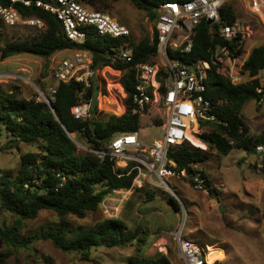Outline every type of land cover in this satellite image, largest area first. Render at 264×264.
I'll use <instances>...</instances> for the list:
<instances>
[{
    "label": "trees",
    "instance_id": "obj_1",
    "mask_svg": "<svg viewBox=\"0 0 264 264\" xmlns=\"http://www.w3.org/2000/svg\"><path fill=\"white\" fill-rule=\"evenodd\" d=\"M81 1L96 10L105 12L104 9L108 8L99 0ZM162 1L166 0H131L151 20L155 19L156 7ZM0 4L7 6L9 0H0ZM17 8L23 17L40 18L44 28L22 40L5 41L0 23L1 61L19 54H33L49 59L60 50H85L92 56L94 69L109 66L122 72L126 109L123 113L110 115L106 119L98 118L95 114H99V111L94 93L99 83L95 78L92 87L85 88L82 94L81 82H60L54 99L49 104L40 97L39 91L31 97H24L21 96L18 84L0 82V138L7 140L12 148H19L23 143L34 146L37 151H25L20 155L16 173L0 171V211L14 217L11 225H7L4 220L0 222V243L18 248L27 247V244L37 240L50 241L64 253H78L86 260L90 259L91 251L100 246L126 248L131 244L134 252L129 255L127 264H172L164 253L148 254V233L141 227L130 231L125 221L118 216L100 218L89 226H72L68 221L69 216L84 218L87 212L98 211L105 197L112 191L131 187L136 170L130 165L116 166L108 155L100 159L90 150H106L113 135L139 129L140 112L132 103L136 83L134 64L154 62L155 32L151 38L144 35L138 41L130 36L129 41L133 46L132 62L114 61L110 48L118 40L98 35L94 27L87 26L83 27L86 32L84 42H76L66 37L54 14L35 5H18ZM219 15L223 22L229 24L237 20V12L229 2L220 8ZM213 28L203 20L196 29L191 52L179 56L186 63L198 59L211 62L205 95L213 102L212 113L216 118L205 121L207 130L199 135L206 144V149L184 141L173 146L169 153L173 161L170 167L177 172L184 170L186 175L183 179L192 185L195 184L192 175L197 170L191 164L207 160L212 151L222 157L233 148L252 152L258 143H264V130L258 135L251 134L242 112L248 101L258 98L256 87L259 79L234 84L226 72V65L213 62V51L217 44L226 45L230 57L241 55L243 35L238 34L233 40L225 41L217 33H213ZM263 68L264 45L255 46L244 60L241 72L255 76ZM40 78L36 83L39 90L48 97L47 87L52 83L51 74L46 81H40ZM88 101L91 102L89 116L84 120L75 118L71 112L73 105ZM154 122L160 124L162 119L157 118ZM67 132L75 133L76 138L86 144L87 150L79 151L75 139ZM199 172L205 178V189L210 193L218 192L212 187L204 170L200 169ZM140 189L141 187H136L133 191ZM146 194V201H152L153 194L148 191ZM166 200L175 210L180 209L179 201L172 196L166 197ZM42 210H50L56 214V225L45 226L40 233L27 235L26 242L21 241L19 232L24 229V223L35 219ZM176 228L178 227H173L172 230ZM11 254V250H0V264H6ZM212 264L218 262L214 261Z\"/></svg>",
    "mask_w": 264,
    "mask_h": 264
},
{
    "label": "rangeland",
    "instance_id": "obj_2",
    "mask_svg": "<svg viewBox=\"0 0 264 264\" xmlns=\"http://www.w3.org/2000/svg\"><path fill=\"white\" fill-rule=\"evenodd\" d=\"M99 2L108 6L104 9L105 12L129 27L134 40L138 41L144 35L152 37L153 20L144 11L137 9L131 0H99ZM228 2L233 4L237 12V22L248 29L247 35L243 37V52L237 57L236 63L253 47L264 45V13L261 11L264 5H260L261 7L255 5L247 9L243 0ZM260 2L264 0H259ZM0 23L5 41L22 40L27 35L40 30L23 24L7 26ZM71 53L73 52L60 50L49 59L33 54H19L0 60V82L18 84L21 96L31 97L40 92L36 80L44 75L40 81H46L55 62ZM223 63L228 73L233 61L225 59ZM240 63L236 64V68ZM121 77L122 72L112 67L97 69L94 78L99 83V87H96L94 94L99 111V114H95L98 118L106 119L110 115H118L125 111V93ZM242 112L250 133L260 134L264 130V106L250 100L244 105ZM161 115L158 109L140 113L139 128L143 139L157 138L162 133L159 127H154L156 126L154 120ZM206 130L205 127L202 132ZM71 137L75 139L79 151L87 150L86 144L78 140L75 133H71ZM192 139L195 143L202 144L197 139ZM25 151L37 152L34 146L23 143L19 148H12L7 140L0 138V171L8 170L16 173L20 155ZM255 161L256 155L243 149L233 148L222 157H218L215 151H212L207 160L196 165L204 170L212 187L218 191L216 193L207 190L204 192L203 189L194 187L182 178L166 177L171 191L150 184H144L139 191L123 195L112 191L105 197L98 211L87 212L84 218L69 216L68 221L72 226H89L100 218L110 217L112 207L115 206L118 208L117 216L125 221L130 231L141 227L148 233V254L164 253L172 264H182L170 231L173 227L181 225L183 216L180 209L175 210L167 202L166 197L172 196L187 212L182 238L205 248L204 255L208 262L264 264V175L253 167ZM146 191L153 194L152 201H146L148 197ZM3 220L7 225H11L14 217L0 211V222ZM56 221L57 216L54 212L42 210L35 219L24 223L25 227L19 232V238L26 242L27 235L40 233L43 227L56 225ZM27 245V247L13 248L0 243V250L12 251L6 264H127L129 255L134 252V246L131 244L126 248L100 246L93 249L90 259L86 260L78 253H64L54 247L50 241L37 240Z\"/></svg>",
    "mask_w": 264,
    "mask_h": 264
},
{
    "label": "built area",
    "instance_id": "obj_3",
    "mask_svg": "<svg viewBox=\"0 0 264 264\" xmlns=\"http://www.w3.org/2000/svg\"><path fill=\"white\" fill-rule=\"evenodd\" d=\"M228 1L166 0L156 7V17L153 20L156 42L155 60L134 64L136 83L132 103L140 113L150 109L160 110L163 117L160 116L162 122L153 126L159 127L162 133L157 138L145 140L139 128L132 132L113 135L106 150H90L100 159L108 155L116 166L130 165L136 170L131 187L114 190L115 194H128L144 184L171 191L166 177L183 179L186 175L184 170L177 172L170 167L173 165L169 157L172 147L188 141L196 147L206 148L200 139V130L205 129V121L216 118L212 113L213 102L205 95L206 79L211 62L205 59L190 62L194 65V70H192L179 63V56L191 52L193 37L203 20L214 26L213 33H217L222 40L231 41L238 34L243 37L247 35L248 29L237 20L233 24L221 20L219 10ZM243 1L247 9L255 5H264V2L259 3V0ZM18 5L23 7L35 5L54 14L60 21L66 37L76 42H84L86 39L83 27H94L98 35L118 40V43L110 48L113 51L114 61L128 63L133 60V46L129 41L132 36L131 30L107 12L93 9L81 0H9L7 6L0 4V22L7 26L26 24L38 29L44 28V23L40 18L23 17L17 8ZM261 11L264 13V8L261 7ZM68 51L73 53L61 57L52 68V83L47 87L49 96L47 97L42 91L39 92L40 97L48 104L54 99L56 87L60 82L67 83L71 80L81 82L83 90L80 94L85 88L93 85L92 81L97 69L92 67L91 54L85 50L71 49ZM213 52L214 63H223L225 59L233 61L228 69V76L232 83L236 84L253 78L259 79V85L256 87L258 98L254 101L257 105L264 106V68L257 75L251 76L248 72H241L247 54L235 63L237 57L241 55L230 57L226 45L217 44ZM239 63V67L236 68V64ZM90 108V101L78 102L73 105L71 112L75 118L84 120L89 116ZM192 138L202 144L195 143ZM254 151L257 155L255 169L264 175V143H258ZM191 166L197 170L192 175L194 187L206 192L205 178L201 176L200 168L195 163ZM112 208L113 211L109 216H117L118 208L115 206ZM180 211L183 221L178 228L170 231V234L176 243L182 264H212L205 258V248L182 238L184 222L187 219V212L182 204H180Z\"/></svg>",
    "mask_w": 264,
    "mask_h": 264
},
{
    "label": "water",
    "instance_id": "obj_4",
    "mask_svg": "<svg viewBox=\"0 0 264 264\" xmlns=\"http://www.w3.org/2000/svg\"><path fill=\"white\" fill-rule=\"evenodd\" d=\"M209 22L211 21V20H208ZM179 63H181L182 65H184V66H186V67H190L192 70H194V65L193 64H190V63H186V62H184L182 59H179ZM68 133V135L71 137V133H69V132H67ZM72 138V137H71ZM73 140H74V138H72ZM75 141V140H74ZM76 142V141H75ZM253 152V154L255 153V151H252Z\"/></svg>",
    "mask_w": 264,
    "mask_h": 264
},
{
    "label": "crops",
    "instance_id": "obj_5",
    "mask_svg": "<svg viewBox=\"0 0 264 264\" xmlns=\"http://www.w3.org/2000/svg\"><path fill=\"white\" fill-rule=\"evenodd\" d=\"M249 54V53H248ZM248 54L246 55V57L248 56ZM262 70V69H261ZM260 70V71H261ZM260 71H259V73H260ZM201 133H202V131H201ZM200 133V134H201ZM201 139V138H200ZM202 141V140H201ZM202 143L204 144V145H206L203 141H202ZM255 155H256V153H254ZM256 161H257V155H256ZM256 161L254 162V164L256 165ZM254 164H253V167L255 168V166H254Z\"/></svg>",
    "mask_w": 264,
    "mask_h": 264
},
{
    "label": "bare ground",
    "instance_id": "obj_6",
    "mask_svg": "<svg viewBox=\"0 0 264 264\" xmlns=\"http://www.w3.org/2000/svg\"><path fill=\"white\" fill-rule=\"evenodd\" d=\"M211 256V255H210ZM212 260V259H211Z\"/></svg>",
    "mask_w": 264,
    "mask_h": 264
},
{
    "label": "clouds",
    "instance_id": "obj_7",
    "mask_svg": "<svg viewBox=\"0 0 264 264\" xmlns=\"http://www.w3.org/2000/svg\"><path fill=\"white\" fill-rule=\"evenodd\" d=\"M254 151V150H253Z\"/></svg>",
    "mask_w": 264,
    "mask_h": 264
}]
</instances>
